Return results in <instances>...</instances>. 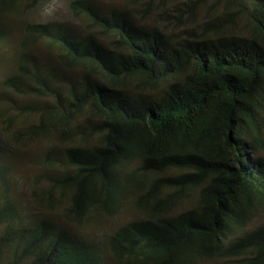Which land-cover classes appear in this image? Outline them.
<instances>
[{
	"label": "trees",
	"instance_id": "trees-1",
	"mask_svg": "<svg viewBox=\"0 0 264 264\" xmlns=\"http://www.w3.org/2000/svg\"><path fill=\"white\" fill-rule=\"evenodd\" d=\"M208 1L185 5L194 16ZM216 1L222 13L190 32L166 26L171 14L148 23L130 7L105 10L91 0L69 5L85 34L28 26L58 51L61 68L26 46L3 86L42 101L20 108L38 114L30 136L56 133L66 143L61 154H45L44 165L59 172L38 175L48 185L34 190L37 204L64 205L78 228L127 207L141 218L103 242L46 217L27 221L11 194L3 137L0 264H109L108 256L118 264H264V223L249 228L264 208V0ZM19 2L0 0V10L16 12ZM240 17L246 33L236 30Z\"/></svg>",
	"mask_w": 264,
	"mask_h": 264
},
{
	"label": "rangeland",
	"instance_id": "rangeland-1",
	"mask_svg": "<svg viewBox=\"0 0 264 264\" xmlns=\"http://www.w3.org/2000/svg\"><path fill=\"white\" fill-rule=\"evenodd\" d=\"M71 1L39 0L35 4H30L29 0H20L16 12L4 13L0 10V30L4 32L3 41L0 43V138L5 137L10 146V152L6 157L13 166L11 194L25 212V219L28 221L46 217L79 235L103 242L105 233H111L121 225L141 218V213L134 207H127L114 217H101L94 225L78 228L66 219L63 214L64 205L56 209L38 205L35 197H33L34 190L40 191L48 185L44 181L37 182L38 175L44 173L55 175L59 172L58 167L44 165L45 154L50 148H54L56 152L61 154L66 143L58 140L56 133H53L50 137L30 136L25 129L27 125L37 121L38 114L28 112L25 109L20 112V108L29 105L38 106L42 104V101L29 93H13L3 86L4 81L17 72L26 46L27 50L34 53L38 60L50 67L61 68L58 51L46 45L44 41L34 40L28 26L37 23H48L52 26L68 29L76 34H85L88 30L87 26L71 11L69 7ZM91 1L105 10L130 7L136 10L135 13L139 14L143 21L148 23H153L156 17L161 21L158 15L161 12L171 14L170 20L172 22L165 23H167L166 26L173 30L176 29L177 32H190L200 22L221 14L224 10V4L216 0L201 5L194 16L190 15V9L185 5L187 0H153L152 3H149L151 0ZM148 6H150V9H148ZM178 14L181 15L183 20H176ZM238 22L236 30L239 33H246V22L243 17H240ZM25 40L29 42L26 44L24 43ZM76 74H78L77 71L68 72V76ZM85 114L88 113L85 112ZM22 131L24 132L18 137L17 133ZM263 223L264 208H260L252 217L249 228H255ZM1 231L0 228V233ZM108 263L118 264L112 256H108ZM5 264H10L9 260ZM200 264L230 263L224 260H204Z\"/></svg>",
	"mask_w": 264,
	"mask_h": 264
}]
</instances>
